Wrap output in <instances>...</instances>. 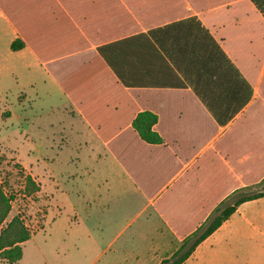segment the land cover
Here are the masks:
<instances>
[{"label":"crops","instance_id":"obj_1","mask_svg":"<svg viewBox=\"0 0 264 264\" xmlns=\"http://www.w3.org/2000/svg\"><path fill=\"white\" fill-rule=\"evenodd\" d=\"M259 7L264 0H0L6 61L26 63L48 81L67 117L64 139L110 166L112 194L130 193L141 205L137 215H147L148 248L124 264L157 256L160 247L171 254L158 264L170 258L226 200L248 196L250 184L264 179V171L250 179L248 169L264 166ZM16 40L23 47L12 51ZM141 113L155 116L160 143L133 129ZM218 164L221 186L212 189L204 175Z\"/></svg>","mask_w":264,"mask_h":264},{"label":"rangeland","instance_id":"obj_2","mask_svg":"<svg viewBox=\"0 0 264 264\" xmlns=\"http://www.w3.org/2000/svg\"><path fill=\"white\" fill-rule=\"evenodd\" d=\"M6 29L0 18V184L13 197L6 222L18 215L31 232L18 264H124L125 256L146 252L147 215H137L139 201H130V193L114 196L111 167L85 159L86 150L78 149L69 135L64 139L67 117L62 101L54 97L46 79H38L37 70L6 61ZM248 169L250 179L258 178L264 166ZM223 170L219 164L211 167L204 177L212 179L203 184L219 189ZM25 175L39 181L41 194L26 195ZM263 190L264 179L250 184L244 193ZM177 247L170 246L169 252ZM163 250L160 247L157 256L132 264H158L159 256L171 254ZM186 264H264V197L246 202Z\"/></svg>","mask_w":264,"mask_h":264},{"label":"trees","instance_id":"obj_3","mask_svg":"<svg viewBox=\"0 0 264 264\" xmlns=\"http://www.w3.org/2000/svg\"><path fill=\"white\" fill-rule=\"evenodd\" d=\"M259 8L264 14V9L262 7ZM22 47L23 44L21 41L17 40L10 45L12 51H17ZM155 122L156 118L154 115L150 113H141L133 120L132 127L144 142L158 144L160 143V138L152 131ZM24 179V191L26 195L30 196L38 192L39 187L30 175H25ZM262 197H264V190L238 198L231 206L225 207L215 216L201 235H194L193 238H195V240L192 244L188 245V242L193 238L188 239L181 245L178 251L170 258L162 260L160 264H182L192 254L196 246L217 230L221 224L235 212L239 205ZM12 200L13 197L8 196L0 184V260L6 264H15L21 259L22 245L28 241L31 236V232L25 226L20 216H14L6 222L11 211Z\"/></svg>","mask_w":264,"mask_h":264}]
</instances>
